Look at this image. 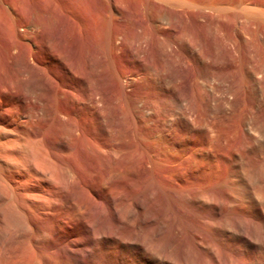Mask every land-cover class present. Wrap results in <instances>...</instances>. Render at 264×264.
Here are the masks:
<instances>
[{"label": "rangeland", "instance_id": "374dc122", "mask_svg": "<svg viewBox=\"0 0 264 264\" xmlns=\"http://www.w3.org/2000/svg\"><path fill=\"white\" fill-rule=\"evenodd\" d=\"M30 108L63 264H264V0H0V109Z\"/></svg>", "mask_w": 264, "mask_h": 264}, {"label": "bare ground", "instance_id": "6f19581e", "mask_svg": "<svg viewBox=\"0 0 264 264\" xmlns=\"http://www.w3.org/2000/svg\"><path fill=\"white\" fill-rule=\"evenodd\" d=\"M49 116L47 110L0 109V264H63L73 251L81 253L55 212L64 172L51 162L44 139L16 121L25 118L28 126L31 118ZM67 131L60 124L52 133Z\"/></svg>", "mask_w": 264, "mask_h": 264}]
</instances>
